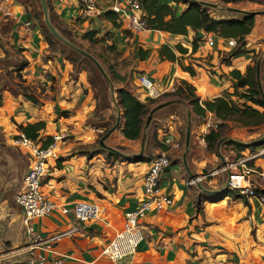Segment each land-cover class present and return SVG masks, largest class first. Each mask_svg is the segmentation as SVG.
<instances>
[{
  "label": "crops",
  "instance_id": "crops-1",
  "mask_svg": "<svg viewBox=\"0 0 264 264\" xmlns=\"http://www.w3.org/2000/svg\"><path fill=\"white\" fill-rule=\"evenodd\" d=\"M101 1L106 4L111 0ZM163 1L177 8L178 12L187 5L183 0ZM49 2L61 30L67 29L76 37H81L89 29L98 31V37L108 32L113 36L106 44H113L123 56L131 52L135 67L130 70L127 79L122 77L116 85L119 89L129 88L142 103H146L147 99L137 87L140 76L154 81L163 95L171 93L178 81H185L194 88V94L200 102L220 97L224 92L231 93L234 80L229 73L239 70L243 74L246 66L252 64L253 55H259L264 49V32L260 31L263 28L260 24H264L262 15H255L254 27L244 39V48L248 53L232 58L231 63L225 65L220 63L218 52H229L231 48L227 47L225 39L211 33H199L204 41L199 42L196 51L192 52L194 33L191 30H188L186 36L154 30L130 33L127 36L122 33L127 30L123 22L120 28H115L103 19L92 24L82 20L77 0ZM5 3L10 13V17L5 18L10 28V44L14 46V50H21L20 55L28 61L23 78L31 90L35 88L39 90V94H49L51 98L36 106L20 99V96L14 98L4 92L0 105V128L6 137L11 138L19 133L17 124L44 122L45 128L38 138L39 145L48 139L52 141L55 134L66 136L60 145L61 157L53 164L43 181V184L50 187L51 194L54 195L52 199L58 208L51 215L33 223L34 229L43 237L77 225V233L54 245V250L64 256L66 264H264V206L257 197H246V201L225 197L217 203L205 200L215 197H197V191L189 183L186 171L179 161L182 152V121L175 110L164 113L157 119L143 162L89 152L105 128L96 126V101L85 73H75L70 62L49 51L36 19L19 2L5 0ZM224 5L246 11L264 9L263 5L251 2ZM209 11L216 19L242 18L236 14ZM26 21L32 23L29 28L26 27ZM207 37L213 38L214 47L206 45ZM176 45L187 52L179 54L175 50ZM162 46H167L175 53L174 62L161 59L159 49ZM138 50L148 51L144 60H139ZM4 56L0 47V59ZM188 65L193 68V76L183 70ZM123 81L125 87L120 85ZM45 109L50 112H45ZM206 115L202 118L203 122H196L195 152L191 156L195 170L201 175L205 171V166L201 164L204 159L207 165L212 166L210 171L218 167L215 153L203 149L200 143L201 137L205 135L202 132L205 131ZM198 119L196 116V121ZM6 130L9 132L6 133ZM159 132L161 142L170 141L167 151L155 146L154 135L157 133L158 139ZM113 141L124 145L137 142L124 139L121 130ZM173 143H178L179 148H173ZM247 151L251 150H245L241 154H246ZM230 152L236 154L233 149ZM161 153L170 158V166L160 178V189L162 193L171 196L173 205L159 213L148 214L141 221L144 239L135 253L114 263L102 251L122 229L124 214L137 208L142 201V178L148 170V159ZM174 165L178 167L173 168ZM251 165L259 173H264V157L253 160ZM66 166L70 167V171L66 170ZM249 180L256 191H264V177L253 174ZM207 182L214 184L216 180L212 178ZM84 200L99 206L101 214L98 220L77 224L72 214L61 213L63 208L70 209ZM21 213L18 210L13 214L7 213V217L0 215V256H3L4 264H19L26 257H15L13 253L26 243Z\"/></svg>",
  "mask_w": 264,
  "mask_h": 264
},
{
  "label": "built area",
  "instance_id": "built-area-1",
  "mask_svg": "<svg viewBox=\"0 0 264 264\" xmlns=\"http://www.w3.org/2000/svg\"><path fill=\"white\" fill-rule=\"evenodd\" d=\"M77 2L79 17L85 22H97L105 12L111 11L119 16L130 33L135 34L148 30L146 22L142 18L138 0H111L106 4L99 0H77ZM0 15L3 18L10 17L5 0L0 3ZM205 42L209 48L214 47L212 37H207ZM226 45L229 48H234L237 42L234 39H229L226 40ZM138 83L145 91L147 100H157L163 95L157 84L148 77L140 76ZM207 115L204 123L205 131L202 134H206L211 129L216 130L222 124V121L213 114L207 113ZM65 138L66 136L63 134H55L47 146L39 145L22 133L16 134L11 140V144L21 151L28 162L22 186L14 196V204L22 212L21 224L26 234L25 245L13 252L15 257L26 256L24 260L19 261V264H66L64 256L54 250V245L61 239L71 237L78 232L77 225H72L66 231L43 237L31 225L32 221L45 218L58 208L42 193L41 187L51 168L49 162L56 163L59 157L58 144ZM165 142L168 144L170 141L165 140ZM200 143L203 149H207L204 135L201 137ZM172 146L179 148L178 143H173ZM263 157L264 146H260L259 150L247 151L246 154L237 156L233 162H230L229 169L234 173L230 182L231 190L245 197H257L264 206V195L257 196L256 189L249 180L253 174L264 177V173H259L255 167L250 166V162ZM169 166L170 161L165 153L154 156L149 162L148 170L142 178V201L137 208L124 214L122 229L102 251V254L110 261L118 263L131 257L144 239L141 221L148 214L159 213L173 205V199L170 195L161 192L159 184L161 176ZM217 172L214 169L204 178H215ZM61 213L63 215L72 214L77 224H85L98 220L101 209L93 203L79 202L72 209L63 208ZM3 260V256H0V264H4Z\"/></svg>",
  "mask_w": 264,
  "mask_h": 264
},
{
  "label": "trees",
  "instance_id": "trees-1",
  "mask_svg": "<svg viewBox=\"0 0 264 264\" xmlns=\"http://www.w3.org/2000/svg\"><path fill=\"white\" fill-rule=\"evenodd\" d=\"M22 4L20 0H15ZM101 1V0H99ZM141 7L142 18L146 22L148 30L165 32L176 36H186L188 30L194 33L191 42L192 52H195L198 48V43L204 41L199 33L213 34L219 38L229 40L234 39L237 45L231 48L229 52H218V57L221 64L229 65L232 58H236L241 55H245L248 52L245 50L244 39L248 36L254 27V17L248 16L241 20H228V19H216L211 14L209 9L184 2L186 5L185 9L178 12L177 8L170 6L163 0H138ZM224 4H238L240 2H251L264 6V0H219ZM32 17L38 21V17L31 13ZM106 20L110 22L115 28H120L122 24L121 19L118 15L111 11L105 12L98 20ZM92 24L91 22H87ZM40 31L43 35L49 51L58 56L56 53V46L47 34L43 25H40ZM10 29V28H9ZM63 29V28H62ZM69 36L72 35L67 29H63ZM124 35L130 36L129 31L123 30ZM113 34L104 33L98 37V31L89 29L84 33L81 38L90 44L104 45L106 42L111 41ZM14 47V46H12ZM105 48V51L112 53L115 48L113 44H110ZM175 50L179 54H185L186 49L180 45L175 46ZM17 53H21V50H16ZM139 60H144L148 54V51L138 50ZM159 55L162 60L174 62L176 60L175 53L167 46H162L159 49ZM256 54L253 55L251 63L246 66L245 72L240 73L239 70H232L229 75L234 80L233 91L231 93L224 92L220 97L212 100L200 102L199 98L194 94V88L185 81H178L175 89L171 93H166L160 96L157 100L148 99L146 103H142L133 94L129 88H121L118 90L119 104L123 110V126L121 128V134L124 139L128 141H137L142 129V124L145 116L148 114L150 108L162 100L170 98H178L188 102L195 115L202 119L207 113L213 114L216 118L222 121V124L216 130H208L204 135L205 142L207 144V150L210 153H215L217 142L221 139L223 133L222 128H226L228 123H233L236 126L242 128H255L260 127L264 124V101L260 98V93L256 81ZM67 60V59H66ZM68 61L76 67L78 61L73 57L69 56ZM28 66V61L23 58V62L14 67L15 77L20 83H24L23 71ZM112 77L120 79V76L116 71H112V67L109 68ZM183 70L188 72L191 76L194 75L193 68L191 66L183 67ZM264 82V73H263ZM24 91L20 93L26 101L32 104L39 105L37 98L31 94L27 95L25 92L26 86L23 87ZM234 99L239 100L236 102ZM1 105V97H0ZM17 131L22 133L25 137L32 141L39 143L38 138L40 133L45 128L44 122H36L33 124H17ZM104 131L102 130L101 134ZM99 134V135H101ZM51 142L48 139L47 142L43 143L42 146H47ZM155 146L163 151L168 150V144L164 141L157 139V133L154 135ZM233 150L240 155L245 150H255L257 146H242L235 143H229ZM264 146V145H262ZM260 147V146H259ZM153 159L150 158V162ZM58 161V160H57ZM23 182V180H22ZM160 184V181H159ZM21 188V187H20ZM258 195H264V191H256ZM225 197H232L234 199H241L246 201V197L240 195L236 191L227 192L225 195L217 197L216 200L211 202H217ZM199 206V205H197Z\"/></svg>",
  "mask_w": 264,
  "mask_h": 264
},
{
  "label": "water",
  "instance_id": "water-1",
  "mask_svg": "<svg viewBox=\"0 0 264 264\" xmlns=\"http://www.w3.org/2000/svg\"><path fill=\"white\" fill-rule=\"evenodd\" d=\"M40 16V20L47 34L57 48L66 51L68 56H73L79 63L87 64L93 75L94 82L98 86V93L103 102L107 106V114L109 119V128L101 135L97 143L89 149L90 153H103L106 157L115 156L121 160L141 162L146 158L147 151L151 140L152 131L157 119L164 113L175 110L182 121V152L179 161L182 163L189 183L197 191V197H220L227 192L232 191L230 182L234 173L229 169L230 162L223 153V147L229 143H235L242 146H262L264 145V135L258 139H240L235 135H229L221 138L217 142L215 155L218 158L216 182L214 184L208 183L201 174L195 170L191 156L195 152L194 135L196 126V115L191 109L187 101L182 99H170L158 103L150 108L148 114L145 116L142 124L140 136L137 140V145H124L114 142L113 139L117 136L118 131L121 130L123 121V110L119 104L118 90L112 75L100 62V59L91 52L84 49L78 43L73 41L69 35L60 29L58 26L49 0H32ZM194 5H198L209 10L236 14L242 18L255 15L264 16V9L259 11H246L235 9L224 5L220 2H210L203 0H183ZM241 18V19H242ZM3 49V47H1ZM4 51V49H3ZM1 61V60H0ZM264 61V49L257 57L256 62V81L260 98L264 101V82L262 73V63ZM226 143V144H225ZM127 148L129 152L122 149ZM259 191V190H258Z\"/></svg>",
  "mask_w": 264,
  "mask_h": 264
},
{
  "label": "rangeland",
  "instance_id": "rangeland-1",
  "mask_svg": "<svg viewBox=\"0 0 264 264\" xmlns=\"http://www.w3.org/2000/svg\"><path fill=\"white\" fill-rule=\"evenodd\" d=\"M20 2L22 3L21 5L23 6V8L27 11V13L29 15H32L31 13H33L35 16L38 17V21L36 20L37 25L38 26H39V24L42 25L35 3L32 0H20ZM1 17L2 16H0V47H3L5 56L2 59H0L1 60L0 61V97L2 98L3 93L7 92V93L13 95L14 98L20 96L21 97L20 99L25 100L19 94L24 91L23 87L26 86L27 90L25 92L27 93V95L33 94L37 98V100L39 101V105H42V104H44L43 101H45V99H47V101H48V99L51 98V97H49V94H45V95L39 94V92H38L39 90H37L35 88L31 90L30 87L26 84V81H24V83L23 82L20 83L17 80V78L15 77L16 74L13 71L14 67L20 65L23 62V58L19 54V52L17 53V51L14 50L13 47L11 46L10 41H9V34H10L9 24L7 22H5V18L2 17V19H1ZM26 23H27L26 24L27 28H29L32 24V23H29L28 21H26ZM260 26H263L262 30H260V31L264 32V24L261 23ZM259 35L260 34H257V36H259ZM71 38L73 41L78 43L84 49H86L87 51L91 52L96 57H98L100 59V62L108 70L109 73L111 72L109 69L110 67H112V69H111L112 71H116V72L118 71V75L120 76V78L123 77V78L127 79L128 73L130 72V70H133V68L135 67V63L132 60L131 52H128V55H126V56H123V54L121 52L116 51V49L112 53H110V52L105 51V48H104V47L108 46L109 44H104V45L90 44L89 42L82 40L81 37H76L73 34L71 35ZM55 51H56V53H58L59 56H61L64 59H67V61H68L69 56L67 55L66 51H63L57 47H56ZM73 68L75 70V73L80 72V71H83L85 73L87 82L89 83V89L91 90L93 98L96 101V110L95 111H96L97 118H98L97 120H95V122L97 123L96 126L98 128H100V126H101V128H105V130H103L104 132L101 134V135H103L105 133V131L110 126V124H109L110 117L107 114L106 103L102 101L100 94L98 93V91H99L98 86L94 82L95 76L93 75L91 68L85 63L83 64V63L78 62L76 67L73 66ZM263 72H264V61L262 63V73ZM110 75H112V74L110 73ZM72 76L75 77L74 74ZM113 80H114L115 84H119L120 79L115 80L113 78ZM120 85L121 86L123 85L125 87L126 84L123 81V83L122 84L120 83ZM137 87L142 92L143 97L145 99H147L145 91L140 87L138 82H137ZM170 99H175V98H170ZM170 99H166V100H170ZM234 100L236 102L239 101L237 99H234ZM162 101H165V100H162ZM162 101H160V103ZM157 104H154L153 106H155ZM33 105H35V104H33ZM36 106H38V105H36ZM46 111L50 112L49 109H45V112ZM196 122H203V120L198 119ZM227 125L228 126L226 128H222L223 135L221 138L227 137L229 135H235L236 137H238L240 139H245L246 141H248L249 139H258L264 135V124L261 125L260 127H255V128H242L240 126L234 125L233 123H228ZM8 132L9 131L6 130V133H8ZM182 133H183V127H182ZM160 135H161V133L159 132L158 133V139L159 140H160ZM13 137H11V138L6 137L5 133L0 128V215L4 214L5 217H7L6 216L7 213L13 214L15 212H18V210H19L18 208H16V206L14 204V196L19 191L20 187L22 186V180H23V178L27 172V168H28V162H27L26 158L23 156V154L21 153V151L19 149H17L16 147H14L11 144V140ZM62 143L63 142H60L58 144V153H59L58 159L61 157V155H60L61 146L60 145ZM131 145L135 146V145H137V142L135 144H131ZM181 145H182V138H181ZM259 148H260L259 146L255 147L256 150H259ZM231 149H233L232 146L227 144L223 147V150H222L224 155L227 157L228 162H233L234 159L237 158L236 156H239V155H237V153L236 154L233 152L231 153L230 152ZM122 150L125 152H129V150L127 148H123ZM110 157H113L115 159H119L115 156H110ZM168 159L170 160L169 157H168ZM258 159H260V158H258ZM141 162H143V161H141ZM53 164H55V163L49 162V165H51V167L53 166ZM136 164H139V163H136ZM201 164H202V166H205V171L202 172V175L205 176L212 169V166L207 165V162L205 159L201 161ZM131 165H135V164H131ZM251 166H253V165H251ZM175 167H178V165L173 166V168H175ZM66 170L70 171V167L66 166ZM204 179L206 181H209L212 178H204ZM41 188H42L41 189L42 193L47 197V199L51 200L54 203V201L52 199L54 197V195L51 194L52 191H51L50 187L46 186V184H43V182H42ZM205 200L209 203H217L218 202V201L217 202H211V201L216 200V198H210V200L209 199H205ZM81 202H88V201L84 200ZM89 203H91V202L89 201ZM72 208L73 207H71L70 209H72ZM21 215H22V213H21ZM37 220H40V219H37ZM37 220L32 221L31 225H34L33 223ZM88 223H90V222H88ZM23 230H24V227H23ZM24 232H25V230H24Z\"/></svg>",
  "mask_w": 264,
  "mask_h": 264
}]
</instances>
